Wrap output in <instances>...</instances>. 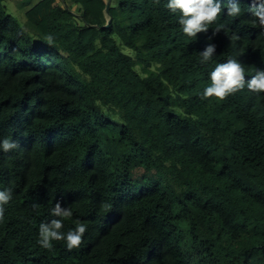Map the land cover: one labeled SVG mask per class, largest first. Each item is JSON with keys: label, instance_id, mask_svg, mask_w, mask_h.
I'll list each match as a JSON object with an SVG mask.
<instances>
[{"label": "trees", "instance_id": "trees-1", "mask_svg": "<svg viewBox=\"0 0 264 264\" xmlns=\"http://www.w3.org/2000/svg\"><path fill=\"white\" fill-rule=\"evenodd\" d=\"M100 1L0 0V264H264V93L202 99L218 63L264 70L250 0L197 38L168 0ZM57 201L72 251L38 244Z\"/></svg>", "mask_w": 264, "mask_h": 264}, {"label": "clouds", "instance_id": "clouds-1", "mask_svg": "<svg viewBox=\"0 0 264 264\" xmlns=\"http://www.w3.org/2000/svg\"><path fill=\"white\" fill-rule=\"evenodd\" d=\"M106 4L104 6L105 9ZM75 7L77 8V6ZM166 7L173 14L179 13L178 22L182 28V32L190 38H197V34L199 33H207L210 26L215 24L220 15L224 13L221 0H168ZM241 11L239 0H229L227 16L239 17ZM249 11L255 18L253 21L254 25L264 32V0H250ZM76 19L81 20L79 17ZM223 27L222 24L217 25L208 39L211 40L215 37L223 30ZM232 38L237 39L238 37L234 35ZM44 39L48 43H52L53 40L51 35L45 36ZM216 48L217 46L214 43L207 44L204 50L200 52V56L202 57L201 63L209 61L215 55ZM210 81V86L206 87L203 91L202 99L214 97L223 101L228 96L234 95L244 89L245 86L251 92L257 94L264 93V70L258 69L251 79H246L244 67L235 59H228L224 63L216 64L210 73ZM17 147L18 144L8 138L0 140V150L5 153ZM11 199V190H0V221L4 219L5 205ZM31 208L33 211H36L39 205L33 203ZM51 215L56 218L51 219L47 223H41L39 226L38 244L43 249L51 250L54 241H63L68 251L79 248L87 232V225L77 220L74 229H70L67 232L63 231L64 219L72 217L73 213L69 207L62 206L59 201L55 203Z\"/></svg>", "mask_w": 264, "mask_h": 264}, {"label": "rangeland", "instance_id": "rangeland-1", "mask_svg": "<svg viewBox=\"0 0 264 264\" xmlns=\"http://www.w3.org/2000/svg\"><path fill=\"white\" fill-rule=\"evenodd\" d=\"M53 1H54V0H49V5H51V3H52ZM102 1H103V3H104V6H105L107 0H102ZM5 5H6V7L8 8V11H9L12 15L16 16V18H17L20 22H24V21L26 20V17H27V16H26V15H22L23 12L20 14V13H19V10L16 9V7H15L14 4H12V3H10V2H7ZM53 6H55V3H52L51 7H53ZM74 8H76V7H74ZM22 17H23V18H22ZM76 22H77L79 28H81L82 30H87L88 33L93 34V30H92V29H91V30H88V29L86 28V25H85L84 22H82L81 20H78V19H76ZM142 174H143V170H142V169H138V170L135 172V174H133V175H134V176H137V177H140Z\"/></svg>", "mask_w": 264, "mask_h": 264}, {"label": "crops", "instance_id": "crops-1", "mask_svg": "<svg viewBox=\"0 0 264 264\" xmlns=\"http://www.w3.org/2000/svg\"><path fill=\"white\" fill-rule=\"evenodd\" d=\"M91 7H95V8H104V3L101 0L100 2H96V3H92Z\"/></svg>", "mask_w": 264, "mask_h": 264}, {"label": "water", "instance_id": "water-1", "mask_svg": "<svg viewBox=\"0 0 264 264\" xmlns=\"http://www.w3.org/2000/svg\"><path fill=\"white\" fill-rule=\"evenodd\" d=\"M111 2H112V0H108V2H107V4H106V10H107V11H108L109 8H110ZM108 25H109V24H107V26H108Z\"/></svg>", "mask_w": 264, "mask_h": 264}]
</instances>
